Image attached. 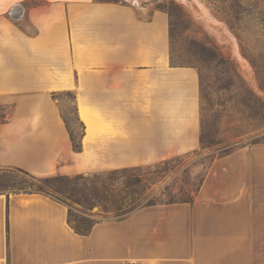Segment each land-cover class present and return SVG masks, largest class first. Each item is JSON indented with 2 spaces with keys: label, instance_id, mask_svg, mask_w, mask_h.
Segmentation results:
<instances>
[{
  "label": "crops",
  "instance_id": "crops-1",
  "mask_svg": "<svg viewBox=\"0 0 264 264\" xmlns=\"http://www.w3.org/2000/svg\"><path fill=\"white\" fill-rule=\"evenodd\" d=\"M0 0V170L35 178L148 167L200 149V78L172 64L168 18L40 0L30 30ZM83 126L74 151L56 96ZM0 264H264V147L214 160L191 204L143 207L86 235L40 193L0 192Z\"/></svg>",
  "mask_w": 264,
  "mask_h": 264
},
{
  "label": "rangeland",
  "instance_id": "rangeland-1",
  "mask_svg": "<svg viewBox=\"0 0 264 264\" xmlns=\"http://www.w3.org/2000/svg\"><path fill=\"white\" fill-rule=\"evenodd\" d=\"M99 1L125 3L144 19L153 11L165 13L172 64L194 67L200 78L201 130L208 147H200L171 163L173 173L148 190L144 203L154 196L164 198L160 193L166 186L169 190L164 195L171 193L176 201L192 198L214 160L240 148L264 147V16L258 14L264 13L263 3L257 0ZM41 3L31 0L19 5L20 10L11 13L16 18L14 22L30 30L26 9ZM221 58L233 64L238 78L224 72L219 64ZM73 98L72 93H63L56 96V101L68 130L78 137L82 130ZM40 179L45 178H31L19 170H0V192L33 193L40 187L58 186L66 187L74 198L82 200L92 191L90 182L44 184ZM69 208L72 226L77 222L87 226L89 222L95 225L116 219L99 207H91L89 202L81 206L71 204Z\"/></svg>",
  "mask_w": 264,
  "mask_h": 264
},
{
  "label": "trees",
  "instance_id": "trees-1",
  "mask_svg": "<svg viewBox=\"0 0 264 264\" xmlns=\"http://www.w3.org/2000/svg\"><path fill=\"white\" fill-rule=\"evenodd\" d=\"M257 1L263 3L261 5L264 6V0ZM258 14L264 16L263 11H259ZM219 64L223 67L224 72H227L231 78H238L237 71L230 61L221 58L219 59ZM80 126L82 131L78 137H75L73 133L68 130L72 147L76 152L80 151V139L83 134V126L81 123ZM200 144L202 149L208 147L206 146L205 137L202 130L200 133ZM179 158H181V156L165 160L154 166L101 172L87 177L83 175H76L73 179L65 176H53L40 179V181H44V184H51L57 181L68 182L71 180L90 182L92 185V191L91 193L90 191L88 192L90 193L89 196H86L88 193L85 194L82 200L74 198L71 192L68 193V189L66 187H40L38 190H36V192L33 193L43 194L64 204L67 207L68 224L70 227L75 233L79 235H86L90 232L93 223L89 222L87 226H85L83 223L77 222L75 226H72L70 224L71 210L69 208L71 204L81 206V203L89 202L91 207H99L104 214H113L116 217L115 221H122L130 216L133 212L143 207L172 205L178 203L191 204L194 201V198L197 195L206 174L202 177L192 198H185L180 201H176L173 199V194L167 193L164 195V192L169 190V186H166L160 193V196L162 195L164 198L161 199L159 197L157 198V196H154L144 203L148 190L153 185H157L163 181L170 173H173L174 168H170L169 165ZM28 176L35 178L30 175Z\"/></svg>",
  "mask_w": 264,
  "mask_h": 264
}]
</instances>
